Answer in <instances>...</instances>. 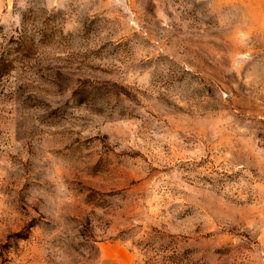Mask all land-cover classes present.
Instances as JSON below:
<instances>
[{"label": "rangeland", "instance_id": "obj_1", "mask_svg": "<svg viewBox=\"0 0 264 264\" xmlns=\"http://www.w3.org/2000/svg\"><path fill=\"white\" fill-rule=\"evenodd\" d=\"M264 264V0H0V264Z\"/></svg>", "mask_w": 264, "mask_h": 264}, {"label": "crops", "instance_id": "obj_2", "mask_svg": "<svg viewBox=\"0 0 264 264\" xmlns=\"http://www.w3.org/2000/svg\"><path fill=\"white\" fill-rule=\"evenodd\" d=\"M114 249L118 250L117 252H120L122 253L125 257H126V261H120L117 257H116V253L114 254H107L105 255V259L104 261L102 262V264H132L131 263V257H130V254L125 250V249H122V248H116V247H113Z\"/></svg>", "mask_w": 264, "mask_h": 264}]
</instances>
